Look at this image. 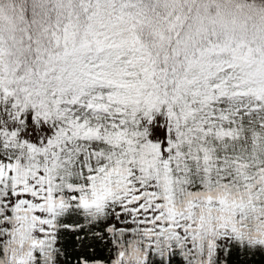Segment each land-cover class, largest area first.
Here are the masks:
<instances>
[{
    "label": "snow or ice",
    "instance_id": "1",
    "mask_svg": "<svg viewBox=\"0 0 264 264\" xmlns=\"http://www.w3.org/2000/svg\"><path fill=\"white\" fill-rule=\"evenodd\" d=\"M264 262V0H0V264Z\"/></svg>",
    "mask_w": 264,
    "mask_h": 264
},
{
    "label": "trees",
    "instance_id": "2",
    "mask_svg": "<svg viewBox=\"0 0 264 264\" xmlns=\"http://www.w3.org/2000/svg\"><path fill=\"white\" fill-rule=\"evenodd\" d=\"M257 264H264V262H261V261H260V258L257 257Z\"/></svg>",
    "mask_w": 264,
    "mask_h": 264
}]
</instances>
